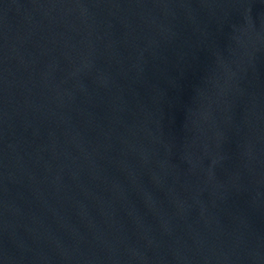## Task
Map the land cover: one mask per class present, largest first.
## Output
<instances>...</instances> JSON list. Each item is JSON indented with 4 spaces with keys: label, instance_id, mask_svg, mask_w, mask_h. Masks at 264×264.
Segmentation results:
<instances>
[{
    "label": "water",
    "instance_id": "1",
    "mask_svg": "<svg viewBox=\"0 0 264 264\" xmlns=\"http://www.w3.org/2000/svg\"><path fill=\"white\" fill-rule=\"evenodd\" d=\"M0 264H264V0H0Z\"/></svg>",
    "mask_w": 264,
    "mask_h": 264
}]
</instances>
